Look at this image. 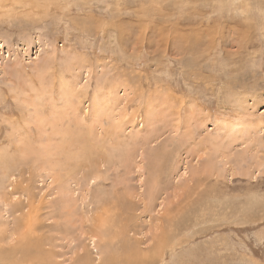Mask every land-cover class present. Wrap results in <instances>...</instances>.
Returning a JSON list of instances; mask_svg holds the SVG:
<instances>
[{
    "label": "rangeland",
    "instance_id": "1",
    "mask_svg": "<svg viewBox=\"0 0 264 264\" xmlns=\"http://www.w3.org/2000/svg\"><path fill=\"white\" fill-rule=\"evenodd\" d=\"M0 264H264V0H0Z\"/></svg>",
    "mask_w": 264,
    "mask_h": 264
},
{
    "label": "bare ground",
    "instance_id": "2",
    "mask_svg": "<svg viewBox=\"0 0 264 264\" xmlns=\"http://www.w3.org/2000/svg\"><path fill=\"white\" fill-rule=\"evenodd\" d=\"M109 109V107L107 106V107H104V108H102V113H105L107 110ZM110 110V114H109V120L110 119H113L114 120V122L113 123H111V125H112V127L113 128H120V126L122 125V119H120V115L118 114V116H116V115H114L113 114V110H111V109H109ZM119 113V112H118ZM101 117V116H100ZM124 117H125V115H124ZM98 117H94V119H97ZM125 120V119H124ZM62 138L61 139H59V141L61 140V142L58 144V145H56V148L54 149V150H57V151H55V152H58V149H61L60 147L62 146V144L64 143V141H65V138L67 137V136H69V134H70V132H57ZM71 135V134H70ZM72 136V135H71ZM72 138V137H71ZM70 137H69V139H71ZM74 139V138H73ZM72 140V139H71ZM69 141V140H68ZM97 142H99V143H102V142H100V141H97ZM103 144V143H102ZM65 146V145H64ZM53 150V151H54ZM60 151V150H59ZM83 152H86V149H84V151ZM52 153V152H51ZM50 154V153H49ZM51 155V154H50ZM84 155V154H83ZM50 158V157H49ZM52 158V157H51ZM51 163V162H50ZM58 185H59V187H58V189H59V192L61 193H68V192H66L64 189H63V184L59 181L58 182ZM67 195H69V194H67ZM10 200H12L13 201V198L12 199H10ZM69 201V199L68 198H63V203H64V205L66 206L67 205V202ZM30 211V210H29ZM31 219L30 218H28V220H27V222H26V224L27 225H29L30 223H29V221H30Z\"/></svg>",
    "mask_w": 264,
    "mask_h": 264
}]
</instances>
